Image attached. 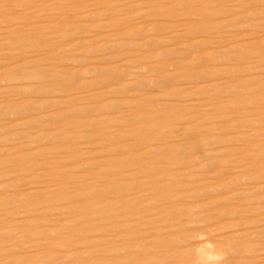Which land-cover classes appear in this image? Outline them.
I'll list each match as a JSON object with an SVG mask.
<instances>
[{
  "label": "rangeland",
  "instance_id": "obj_1",
  "mask_svg": "<svg viewBox=\"0 0 264 264\" xmlns=\"http://www.w3.org/2000/svg\"><path fill=\"white\" fill-rule=\"evenodd\" d=\"M0 264H264V0H0Z\"/></svg>",
  "mask_w": 264,
  "mask_h": 264
}]
</instances>
